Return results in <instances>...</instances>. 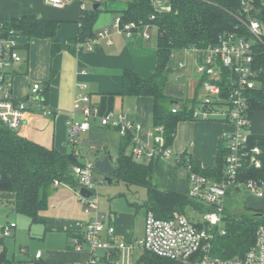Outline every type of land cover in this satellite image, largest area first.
I'll list each match as a JSON object with an SVG mask.
<instances>
[{
	"label": "crops",
	"instance_id": "0c3cea01",
	"mask_svg": "<svg viewBox=\"0 0 264 264\" xmlns=\"http://www.w3.org/2000/svg\"><path fill=\"white\" fill-rule=\"evenodd\" d=\"M130 2L131 0H70L63 9L57 10L50 7L45 0H0V21L34 17L58 23L55 41L60 47L54 55L51 54L49 40L14 37L22 61L12 66L13 96L27 99L33 84L37 83L41 87L47 84L46 101L53 110L51 116H43L37 112L27 114L19 132L20 136L44 148H54L62 155L71 153L74 148L68 142L70 121L73 119L76 123H82L84 118L81 115L71 118L70 113L75 96L85 94L89 96L91 104L98 109L100 117L109 114L116 117L125 116L128 121L140 126L138 132L140 142L148 146L153 144V135L159 134L158 127L155 128L152 121L153 99L121 96V92L124 71H132L143 79L153 76L158 57V35L151 28L147 30L149 39L143 37L142 31L136 32L130 38L116 32H111L106 40L96 37L128 9ZM96 5L97 7L93 8ZM92 11H96V17L92 24L83 30L82 18L89 16ZM164 75L167 96L187 102L188 105L195 104L202 98L203 77L197 72L196 55L190 49L171 54ZM79 84L84 85L85 89L80 90L77 87ZM258 113L261 112L254 113L252 118ZM89 124V130L80 135L90 140L88 147L92 152V158L87 159L82 156L78 147L80 141L82 142L80 139L77 140L78 144L75 148L79 153L80 161L88 160L94 163L96 160L110 156V163L115 167L122 137L117 130L102 127L99 120H91ZM232 131L233 128L222 120L180 122L169 147L172 151L171 159L167 162L160 160L152 162L155 187L161 191L186 194L188 180L175 171L173 161L186 153L201 169L214 168L218 147L220 145L225 147L222 136ZM114 132L119 135V139H114ZM249 142L253 145H264V136L258 134L253 123H251ZM97 143L101 145L98 148ZM129 146L130 153L127 147L123 151L126 156L131 155L132 144ZM137 162L148 164L146 161ZM76 190L70 185L59 184L51 195L60 199L63 211L57 213L56 217L50 215L43 217L44 212L40 216V222L46 227L45 231L60 233L61 238L65 236V241L62 242L61 239L58 249L49 253L45 259H41L46 264H83L89 258L88 248L83 246L81 252H75L73 247L76 237H69L70 234L79 233L90 219L77 221L76 212L81 208ZM3 201L11 209L10 214L12 210L15 213L12 205L13 195L0 194V205ZM71 215L72 217H69ZM73 217L75 219H71ZM109 221L115 227L118 240L132 242L128 219L125 217L117 219L116 215L111 213ZM4 239L0 237V245L3 244ZM2 255L5 261L12 262L4 247L0 251V260Z\"/></svg>",
	"mask_w": 264,
	"mask_h": 264
},
{
	"label": "built area",
	"instance_id": "2783aa9c",
	"mask_svg": "<svg viewBox=\"0 0 264 264\" xmlns=\"http://www.w3.org/2000/svg\"><path fill=\"white\" fill-rule=\"evenodd\" d=\"M69 1L45 0L50 7L57 10L63 9ZM239 1L243 16L239 20L253 42L236 34H229L220 37L216 46L190 49L196 55L197 72L203 77L202 98L191 109V118L203 122L222 120L233 128L232 132L222 136L226 156L225 169L220 180L195 173L187 156L183 161L179 157L173 161L175 171L188 180V198L204 209L201 218L191 220L186 215L174 213L168 219H160L148 211L140 241L134 243L118 240L112 222L105 224L104 217L98 214L99 202L92 179L94 163L84 160L82 165H76L72 169L78 185L76 194L79 203L83 205L85 214L92 215L74 241L75 252H81L83 246L88 248L89 258L83 264H126L121 262V258L134 249L139 258L128 264H264V224L257 227L254 243L242 257L222 259L214 256L212 252L215 238L226 234L225 228L220 227L228 212L225 208L226 198L236 203L237 197L246 192L251 197L264 201V176L247 177L249 172H261L263 168L260 146L249 142L252 123L249 93L257 85L253 46L261 40L263 32L260 21L252 13L257 0ZM260 4L264 6V1ZM158 11L169 12L170 8L165 6ZM153 19L150 16V20ZM153 27L141 22L124 23L117 17L109 28L99 32L96 37L106 40L111 32H116L130 38L136 32L142 31L143 37L149 39L148 29L152 28L158 35ZM14 37L13 32L7 38L0 37V126L19 134L27 114L37 112L43 116H51L53 110L45 102L42 87L37 83L30 87L29 99L13 96L12 66L22 61ZM77 87L80 90L85 89L84 85L79 84ZM177 110L178 107L174 108L172 113ZM70 115L71 118L76 115L84 118L82 123H76L72 119L69 124L68 142L78 158L79 153L75 149L77 138L89 130L91 120H99L102 127L117 130L122 138L129 136L132 144L131 157L135 161L143 159L148 163L155 160L167 162L172 157L171 149L165 147L161 127L157 128L159 134L153 135L151 146L143 144L138 137L139 125L128 121L123 115L116 117L109 114L100 117L98 109L85 94L75 96ZM58 185L55 181L54 186ZM80 189L87 190L91 196L96 195L95 201L89 202L91 196H82ZM15 229L16 225L13 223L1 227L0 237L9 238ZM98 252L103 255L98 257ZM19 253L28 255V250L19 247ZM41 259L42 253L37 251L28 264H34ZM0 264L13 263L0 260Z\"/></svg>",
	"mask_w": 264,
	"mask_h": 264
},
{
	"label": "trees",
	"instance_id": "16d2710c",
	"mask_svg": "<svg viewBox=\"0 0 264 264\" xmlns=\"http://www.w3.org/2000/svg\"><path fill=\"white\" fill-rule=\"evenodd\" d=\"M160 0H131L126 11L119 15L124 23L150 24L156 29L157 64L153 76L143 79L132 71L126 70L122 77L121 96L150 97L153 99L152 121L155 128H162L165 147L172 144L177 125L183 121L193 120L191 109L197 104L175 100L165 94L166 77L164 69L170 55L183 49H206L218 44L220 37L236 34L250 40V35L239 19L242 11L239 0H167L169 12L158 11L153 7ZM257 0L253 15L262 25L261 40L253 46L254 66L257 70V85L249 93L250 117L256 112L264 113V6ZM97 11V10H96ZM96 11L82 18L83 30H86L96 17ZM150 16L154 19L150 20ZM85 26V28H84ZM58 23L39 20L34 17L1 20L0 37L7 38L10 32L28 40L46 39L51 43V54L59 49L55 41ZM48 86L42 87V95L47 102ZM178 107L176 113L172 110ZM107 128V127H106ZM120 153L115 160V172L110 175L123 182L126 186L145 189L147 198L141 205L146 212L151 211L160 219H168L174 213L186 215L202 210V206L188 198L186 194L161 191L153 184L154 167L151 163L140 164L131 155L123 151L131 144V138H121ZM262 150L263 168L261 172H249L247 177L264 176V145ZM189 156L183 153L181 161ZM226 150L218 147L215 166L212 169H201L189 158L192 170L214 180H220L225 169ZM110 160V156H108ZM82 165L71 153L62 155L56 149H47L11 130L0 126V194L13 195V209L32 222H39L40 216L48 209V201L55 189L54 182L78 188L72 169ZM95 171V170H94ZM250 212L251 216H247ZM252 212V213H251ZM226 234L217 236L212 244L213 255L222 259L242 257L253 245L255 232L259 225L264 224V215L258 210L244 207L243 212L226 213ZM79 237V233L71 238ZM4 260V255L1 257ZM34 264H46L43 261Z\"/></svg>",
	"mask_w": 264,
	"mask_h": 264
},
{
	"label": "rangeland",
	"instance_id": "374dc122",
	"mask_svg": "<svg viewBox=\"0 0 264 264\" xmlns=\"http://www.w3.org/2000/svg\"><path fill=\"white\" fill-rule=\"evenodd\" d=\"M159 2L160 3L154 2L153 7L155 9L165 7L168 3L167 0H160ZM250 42H253V40L251 39ZM252 123L258 134L260 133L261 136H264V113L255 114L252 118ZM80 139L82 142L80 141L78 147L81 150L82 156L87 159L92 158V152L88 147L90 140L85 138L83 135H80L79 138H77L78 141ZM114 139H119V135L115 132ZM98 143L96 144L97 148L101 146ZM129 147L130 146L127 147L128 153H130V149H128ZM140 162L144 163L145 160L141 159ZM92 179L94 183V192L97 195L99 202L98 214L104 217V223L106 224L109 221L111 213H114L117 219H119V217H125L129 220L128 227H130L129 230L132 234V238L130 240L134 241V243L140 241L143 236L146 217V210L141 207L147 198L145 189L136 186H126L123 182L116 178H111L112 182L109 184L105 181V175L96 170L93 171ZM61 189L62 188H59V190ZM96 195H92L89 198V202L95 201ZM59 200L60 199L54 198L52 195L49 197L48 209L44 212L43 217H47V215L56 217L57 213L63 211ZM79 206L81 209L76 212L78 222H82L84 219L92 217V215L84 213V210H82L84 209L83 205L79 203ZM244 207L252 210H258L264 215V201L253 198L246 192H243L240 197H237L236 203L231 201L229 198H226L225 200V208L226 211H228L227 213H232L233 209L235 212L242 213ZM10 210L11 209L8 204L3 201L0 205V228L9 223L15 224L17 228L11 232V236L9 238L4 239L3 244L0 245V251H2L3 247L6 248L7 256L13 264H28L30 257L32 258L37 251L43 253L42 259H45L48 257L49 253L58 249L61 239L62 242L65 241L64 235L61 238L62 235L60 233L45 231L46 227L42 222L39 221L34 223L19 213L10 214ZM203 212L204 209L202 208L199 214L192 213L190 219H200L201 213ZM246 215L248 217L251 216L250 212H246ZM69 217H72V215ZM71 219L75 218L73 217ZM225 221H223L220 225L221 228L226 227ZM19 247L27 248L28 255L20 254ZM135 247L137 248L136 244ZM135 251L136 250L134 249L128 254L125 253L121 258V262L128 264L137 260L139 255ZM102 255V252L97 253L98 257H101Z\"/></svg>",
	"mask_w": 264,
	"mask_h": 264
},
{
	"label": "water",
	"instance_id": "95a60500",
	"mask_svg": "<svg viewBox=\"0 0 264 264\" xmlns=\"http://www.w3.org/2000/svg\"><path fill=\"white\" fill-rule=\"evenodd\" d=\"M96 7H97V5L94 6L93 8H96ZM94 170L105 175V181L106 182H108L109 184L112 182L110 175L115 172V168L111 165L108 157H105V158L100 159V160H96L94 162ZM80 194L86 198H89L91 196V193L85 189H80ZM11 212L13 213V210Z\"/></svg>",
	"mask_w": 264,
	"mask_h": 264
}]
</instances>
